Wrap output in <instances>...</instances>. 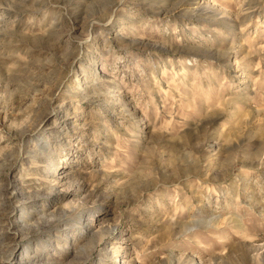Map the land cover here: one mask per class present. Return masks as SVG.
Here are the masks:
<instances>
[{
  "label": "rangeland",
  "instance_id": "obj_1",
  "mask_svg": "<svg viewBox=\"0 0 264 264\" xmlns=\"http://www.w3.org/2000/svg\"><path fill=\"white\" fill-rule=\"evenodd\" d=\"M0 264H264V0H0Z\"/></svg>",
  "mask_w": 264,
  "mask_h": 264
},
{
  "label": "bare ground",
  "instance_id": "obj_2",
  "mask_svg": "<svg viewBox=\"0 0 264 264\" xmlns=\"http://www.w3.org/2000/svg\"><path fill=\"white\" fill-rule=\"evenodd\" d=\"M14 252H15V249L10 250L6 259H10L13 256ZM3 261H5V260H3Z\"/></svg>",
  "mask_w": 264,
  "mask_h": 264
}]
</instances>
